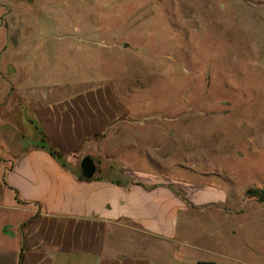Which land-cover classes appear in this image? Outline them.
I'll list each match as a JSON object with an SVG mask.
<instances>
[{"label":"rangeland","instance_id":"374dc122","mask_svg":"<svg viewBox=\"0 0 264 264\" xmlns=\"http://www.w3.org/2000/svg\"><path fill=\"white\" fill-rule=\"evenodd\" d=\"M102 83L128 119L98 137L119 153L92 154L95 175L153 171L264 210V0H0V224L12 152L43 144L35 108Z\"/></svg>","mask_w":264,"mask_h":264},{"label":"crops","instance_id":"0c3cea01","mask_svg":"<svg viewBox=\"0 0 264 264\" xmlns=\"http://www.w3.org/2000/svg\"><path fill=\"white\" fill-rule=\"evenodd\" d=\"M127 119V107L104 83L35 108L60 157L41 144L12 152L1 194L15 214L0 224V264H264L250 239L264 224V210L249 204L255 198L192 183L179 191L153 171L124 180H88L75 171L85 155L103 152L98 137L111 143L112 126Z\"/></svg>","mask_w":264,"mask_h":264},{"label":"water","instance_id":"95a60500","mask_svg":"<svg viewBox=\"0 0 264 264\" xmlns=\"http://www.w3.org/2000/svg\"><path fill=\"white\" fill-rule=\"evenodd\" d=\"M128 46V43L125 44ZM80 172L83 178L92 179L97 172V164L94 157L90 154L85 155L80 161Z\"/></svg>","mask_w":264,"mask_h":264},{"label":"trees","instance_id":"16d2710c","mask_svg":"<svg viewBox=\"0 0 264 264\" xmlns=\"http://www.w3.org/2000/svg\"><path fill=\"white\" fill-rule=\"evenodd\" d=\"M38 126V125H37ZM39 127V126H38ZM40 131L42 132V130L40 129ZM46 140V135L43 134L42 138H41V142H43V144H41L43 147H47L48 145L46 144L45 142ZM48 149L54 154L56 155L57 157H60V155L57 154V151L51 147V146H48ZM81 175V174H80ZM82 176V175H81ZM83 177V176H82ZM260 200L263 201L264 200V193L261 194L260 196Z\"/></svg>","mask_w":264,"mask_h":264}]
</instances>
